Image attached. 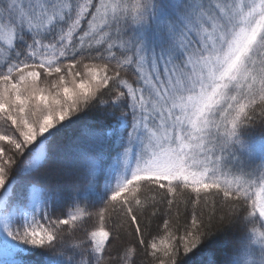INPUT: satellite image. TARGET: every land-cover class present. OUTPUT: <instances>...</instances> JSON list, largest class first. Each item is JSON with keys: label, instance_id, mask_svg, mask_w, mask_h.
<instances>
[{"label": "snow or ice", "instance_id": "snow-or-ice-1", "mask_svg": "<svg viewBox=\"0 0 264 264\" xmlns=\"http://www.w3.org/2000/svg\"><path fill=\"white\" fill-rule=\"evenodd\" d=\"M0 264H264V0H0Z\"/></svg>", "mask_w": 264, "mask_h": 264}, {"label": "trees", "instance_id": "trees-1", "mask_svg": "<svg viewBox=\"0 0 264 264\" xmlns=\"http://www.w3.org/2000/svg\"><path fill=\"white\" fill-rule=\"evenodd\" d=\"M72 134V131L71 130H69V135H71Z\"/></svg>", "mask_w": 264, "mask_h": 264}]
</instances>
